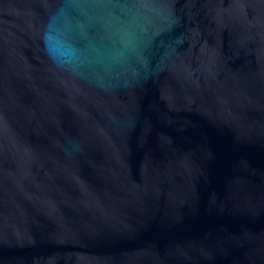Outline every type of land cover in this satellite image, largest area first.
Masks as SVG:
<instances>
[{
	"label": "water",
	"instance_id": "obj_1",
	"mask_svg": "<svg viewBox=\"0 0 264 264\" xmlns=\"http://www.w3.org/2000/svg\"><path fill=\"white\" fill-rule=\"evenodd\" d=\"M0 264H264V0H0Z\"/></svg>",
	"mask_w": 264,
	"mask_h": 264
}]
</instances>
